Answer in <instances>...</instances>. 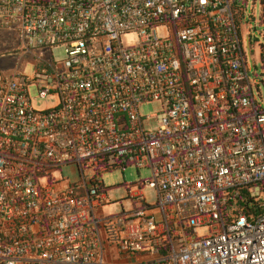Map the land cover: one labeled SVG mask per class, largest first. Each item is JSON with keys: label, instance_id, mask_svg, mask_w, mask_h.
Returning <instances> with one entry per match:
<instances>
[{"label": "built area", "instance_id": "obj_1", "mask_svg": "<svg viewBox=\"0 0 264 264\" xmlns=\"http://www.w3.org/2000/svg\"><path fill=\"white\" fill-rule=\"evenodd\" d=\"M246 2L0 0L17 41L0 68V264H264ZM30 86L55 105L36 109ZM145 102L159 114L141 115ZM129 166L149 177L104 213L117 200L102 175Z\"/></svg>", "mask_w": 264, "mask_h": 264}, {"label": "rangeland", "instance_id": "obj_2", "mask_svg": "<svg viewBox=\"0 0 264 264\" xmlns=\"http://www.w3.org/2000/svg\"><path fill=\"white\" fill-rule=\"evenodd\" d=\"M264 0H247L245 7V15L242 21V38L243 48L246 53L247 63L250 68V78L254 80L253 91L257 95L261 92L264 96V58L261 53L264 51ZM17 41L15 34L0 28V68L4 73L12 70L13 53L12 48L15 47ZM52 56L55 60H61L65 57L62 48H55L52 50ZM34 67L30 63L24 66V73L32 75ZM30 97L32 98V105L36 109H47L55 105L56 100L50 97H39L35 86L29 88ZM141 115L159 114V105L156 102H145L139 106ZM156 124L155 117H149L146 121L147 126ZM58 177H62L63 182L76 181L78 174L76 168L66 167L59 169ZM149 177L147 170H139L133 166H129L123 171L120 169L111 170L102 175L105 185L108 187V197L112 200H117L116 203L104 209V213H117L121 209H127L129 202L121 200L126 196L127 184H132L138 180H145ZM143 193L148 201H154L153 189L150 186L143 188Z\"/></svg>", "mask_w": 264, "mask_h": 264}, {"label": "trees", "instance_id": "obj_3", "mask_svg": "<svg viewBox=\"0 0 264 264\" xmlns=\"http://www.w3.org/2000/svg\"><path fill=\"white\" fill-rule=\"evenodd\" d=\"M262 4H264V1H262Z\"/></svg>", "mask_w": 264, "mask_h": 264}]
</instances>
